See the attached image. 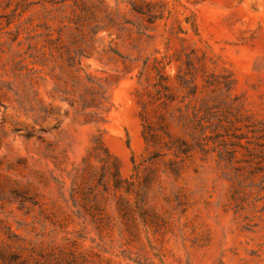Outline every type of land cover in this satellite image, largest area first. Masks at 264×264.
I'll return each mask as SVG.
<instances>
[{"label":"rangeland","instance_id":"rangeland-1","mask_svg":"<svg viewBox=\"0 0 264 264\" xmlns=\"http://www.w3.org/2000/svg\"><path fill=\"white\" fill-rule=\"evenodd\" d=\"M0 264H264V0H0Z\"/></svg>","mask_w":264,"mask_h":264}]
</instances>
